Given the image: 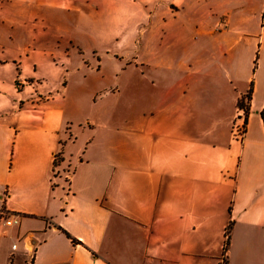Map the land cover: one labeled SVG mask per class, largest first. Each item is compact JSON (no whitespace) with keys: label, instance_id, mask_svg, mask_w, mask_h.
<instances>
[{"label":"rangeland","instance_id":"374dc122","mask_svg":"<svg viewBox=\"0 0 264 264\" xmlns=\"http://www.w3.org/2000/svg\"><path fill=\"white\" fill-rule=\"evenodd\" d=\"M169 2L105 0L92 15L77 8L40 12L34 6L25 16L12 12L0 18V59L9 62L0 72L8 88L0 101L12 112L41 105L48 97L62 101L57 120L66 128L54 156V187H60L57 180L68 186V176L78 167L80 173L101 169V201L90 204V211L99 209L112 221L137 217L154 223L160 234L166 229L167 203L185 182L187 167L181 160L202 155V172L223 165L214 162V154L221 158L227 149L221 141L214 145L207 124L193 152L185 122L200 117L214 126L208 107L214 73L225 76L222 62L229 65L235 57V50L222 51L221 42L214 47V17L198 14L195 20L165 25L162 15ZM210 11L209 6L201 10ZM237 38L232 35V42ZM214 58L222 59L218 66ZM196 99L200 110L195 112ZM218 116L233 124L238 114ZM17 202L35 214L47 212L36 191ZM134 223L119 229L123 238L149 232L142 222Z\"/></svg>","mask_w":264,"mask_h":264},{"label":"crops","instance_id":"0c3cea01","mask_svg":"<svg viewBox=\"0 0 264 264\" xmlns=\"http://www.w3.org/2000/svg\"><path fill=\"white\" fill-rule=\"evenodd\" d=\"M104 1L0 0V18L12 12L25 16L34 6L40 12L77 8L92 15ZM208 6L213 11L201 12ZM198 14L214 17V47L221 42L226 55L235 50L229 65L225 63L231 68L222 62L227 74L214 73L208 104L214 126L200 117L185 122L193 152L203 124L214 133V145L221 141L226 147L221 158L214 154V162L223 164L220 170L198 171L204 164L200 154L181 160L187 167L185 182L167 203L162 234L154 223L137 217L122 215L124 219L112 221L88 207L101 201L99 183L105 177L101 169L80 173L78 167L68 176V186L55 181L66 194L54 187L52 173L58 171L54 156L66 128L57 120L61 99L46 96L41 105L13 112L0 101V264H222L224 259L227 264H264V0H170L162 19L165 25L176 26L177 20H195ZM232 35L238 40L232 42ZM218 60L222 61L214 58V66ZM5 64L8 60L0 59V72L8 70ZM2 82L0 95L8 90ZM196 100L195 112L200 110ZM224 112L231 118L238 114L237 120L232 124L219 118ZM243 124V132H237ZM35 191L46 213L35 214L17 202L20 195ZM145 207L149 209V204ZM13 218L19 223L8 225ZM134 221L149 232L123 238L119 229L134 227Z\"/></svg>","mask_w":264,"mask_h":264},{"label":"built area","instance_id":"2783aa9c","mask_svg":"<svg viewBox=\"0 0 264 264\" xmlns=\"http://www.w3.org/2000/svg\"><path fill=\"white\" fill-rule=\"evenodd\" d=\"M243 130H244V124H243L242 126H239V127H238L237 132H238V131H239V132H243ZM6 222H7L8 225H13V224H17V223H19V220H18L17 218H13V219H8ZM13 248H14V249L17 248V244H14V245H13ZM225 260H226V259H225ZM225 260H223L222 264H227V263L225 262Z\"/></svg>","mask_w":264,"mask_h":264},{"label":"trees","instance_id":"16d2710c","mask_svg":"<svg viewBox=\"0 0 264 264\" xmlns=\"http://www.w3.org/2000/svg\"><path fill=\"white\" fill-rule=\"evenodd\" d=\"M240 104H241L242 107L244 106V102L242 100H241ZM229 233H230V231H229V228H228L227 231H226V234H225L226 235V242H225L226 248H227V246L229 244V238H230V234Z\"/></svg>","mask_w":264,"mask_h":264}]
</instances>
